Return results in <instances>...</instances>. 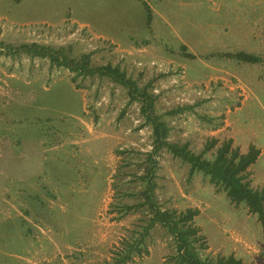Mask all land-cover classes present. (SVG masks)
<instances>
[{"label":"rangeland","instance_id":"rangeland-1","mask_svg":"<svg viewBox=\"0 0 264 264\" xmlns=\"http://www.w3.org/2000/svg\"><path fill=\"white\" fill-rule=\"evenodd\" d=\"M0 42L63 48L72 57L92 52L95 64L152 81L161 111L197 103L195 113L165 119L169 141L200 153L209 138L234 137L244 153L255 140L262 155L252 166L254 181L264 182V61L218 56L245 52L264 60V0H0ZM183 44L194 59L182 56ZM82 85L46 59L0 54V264H103L147 224L146 206H124L142 202L150 128L123 89L97 78ZM241 86L250 100L238 111ZM53 151L62 152L64 169L47 167ZM21 154L38 160L22 162ZM157 160L156 201L162 210H199L193 226L202 259L233 255L264 264V228L255 215L200 175L188 180L187 166L164 151ZM23 166L39 175L34 201L15 191ZM175 254L173 238L156 224L129 264H174Z\"/></svg>","mask_w":264,"mask_h":264},{"label":"trees","instance_id":"trees-1","mask_svg":"<svg viewBox=\"0 0 264 264\" xmlns=\"http://www.w3.org/2000/svg\"><path fill=\"white\" fill-rule=\"evenodd\" d=\"M148 10V7H145ZM181 54L185 58L194 59L195 56L187 52V48L180 46ZM26 54L31 58L46 59L51 68L68 71L70 82L76 88H83L82 82L86 79L106 80L115 87L125 91L127 105L136 104L138 113L142 118L143 126H148L151 131V149L145 153L144 173L139 177L142 181V202L137 205L124 206L125 212L135 207L146 206L150 213L147 224L142 232L132 242H125L124 249L117 252L110 262L103 264H129L133 262L134 255H140L144 238L156 225L166 229L173 238L176 254L171 257L174 264H248L241 259L228 256H216L212 259H202L197 246L202 240L198 234L199 229L193 226V220L199 215L197 208H187L183 211L175 209H161L155 198L156 171L158 170L157 157L162 151L171 158L179 160L187 166V179L200 175L202 180L213 186L216 192L224 193L229 203L234 206H243L248 214L255 215L257 221L264 228V190L251 186V172L249 167L255 163L259 150L250 145L246 152L233 146L231 138L219 143L216 138L205 141L200 153H195L189 148L188 142L178 143L169 141L171 128L165 121L167 117H175L185 111L194 112L198 105H177L161 111L158 105L159 96L154 93L152 81L139 83L137 79L128 76L118 65L111 63L95 64L92 52L82 53L78 57L69 56L63 48H51L37 43L20 44L16 47L0 42V54L17 55ZM220 57L236 60L241 63L259 64L263 59L259 56L245 52L223 53ZM79 80V82H78ZM123 111L120 113V116ZM203 121H211L206 115H199ZM220 126L213 125V129ZM209 154V155H208ZM124 212V213H125ZM147 252L145 249L143 250Z\"/></svg>","mask_w":264,"mask_h":264},{"label":"crops","instance_id":"crops-1","mask_svg":"<svg viewBox=\"0 0 264 264\" xmlns=\"http://www.w3.org/2000/svg\"><path fill=\"white\" fill-rule=\"evenodd\" d=\"M129 39H131L132 40V38H129ZM136 40H138V43L139 42H141V41H143V44H145L146 43V41H144L145 39H139V38H136ZM111 42V41H110ZM127 47H131V46H129V44H125ZM184 45V44H183ZM185 46V45H184ZM186 47V46H185ZM187 48V47H186ZM139 51H142V52H144L143 51V49L142 50H139ZM192 54V53H191ZM193 55V54H192ZM195 56V55H194ZM196 57V56H195ZM262 58V57H261ZM264 61V60H263ZM261 79V78H260ZM240 89H241V94H240V96L242 97V99L240 100V102H239V105H237L236 106V109L238 110V111H240V110H242V108L243 107H245V108H247V106H248V102H249V100H250V97H249V95H248V93L246 92V90H247V88H246V86H244V88L241 86L240 87ZM233 140H234V143L236 144V140H235V138L234 137H231ZM37 143H40V139H39V141L37 140ZM237 146H238V144H236ZM250 145H254L258 150H259V156L257 157V159H256V161L261 157V155H262V149H261V145L260 144H258L255 140H252V141H249L248 142V144H247V146H246V148H248ZM32 146H33V144H32ZM50 150H51V148H50ZM58 152H60V151H58ZM58 154V155H57ZM56 154V151H53V154L50 156V158L49 159H45L44 161H47L48 160V166L47 167H49V166H53V168L55 167L56 169H59V170H61V169H64L65 168V164L64 163H66V160H64L63 158V155H62V152H60V153H57ZM54 155H56L57 157H55ZM21 156H22V162H28V161H31V160H36L35 161V163L37 162V160L38 159H36L35 158V156L34 155H31V157H28V156H25L24 157V154L22 155L21 154ZM255 161V162H256ZM255 164V163H254ZM254 164H252L250 167H249V171L251 172V186L253 187V188H256V189H260V190H264V182L262 183V184H260L259 185V182H257V181H254V179H256V177L254 176V172H253V165ZM25 168L26 167H22L21 169H20V171H21V173L19 174L20 175V185H18L17 187H16V192L17 193H21V195L23 194H26V196L28 195L29 196V194H36L37 193V189L35 190V188L33 187L34 185V183H32V181H34V179H38L39 178V175H37V173L36 174H33V173H25L24 171H25ZM50 170H52V168L50 169ZM28 171V170H27ZM29 172H30V170H29ZM25 173V174H24ZM39 174V173H38ZM63 174H65V173H63ZM36 184V183H35ZM66 183L63 181V183H62V181H61V185H65ZM259 185V186H258ZM8 186V185H7ZM5 191H7L8 189L6 188V189H4ZM35 190V191H34ZM39 191V190H38ZM30 198V196L29 197H27V199H29ZM30 199H33V197H31ZM37 199H38V197L37 198H35V200L37 201ZM33 201H34V199H33ZM32 203V205L33 204H35V203H33V202H31ZM30 204V203H29ZM37 204V203H36ZM38 205V204H37ZM36 208V205L34 206H28V208H30V209H33V208ZM26 210V209H25ZM23 237L24 238H26L25 237V235H23ZM24 264H35V263H33V262H31L30 261V259H25L24 260Z\"/></svg>","mask_w":264,"mask_h":264}]
</instances>
